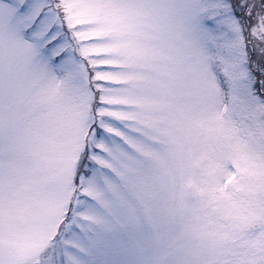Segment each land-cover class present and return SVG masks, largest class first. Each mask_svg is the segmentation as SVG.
I'll return each instance as SVG.
<instances>
[{
	"label": "snow or ice",
	"instance_id": "obj_1",
	"mask_svg": "<svg viewBox=\"0 0 264 264\" xmlns=\"http://www.w3.org/2000/svg\"><path fill=\"white\" fill-rule=\"evenodd\" d=\"M0 264H264V0H0Z\"/></svg>",
	"mask_w": 264,
	"mask_h": 264
}]
</instances>
